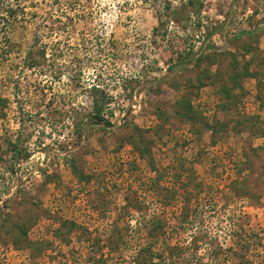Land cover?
<instances>
[{
  "label": "rangeland",
  "instance_id": "1",
  "mask_svg": "<svg viewBox=\"0 0 264 264\" xmlns=\"http://www.w3.org/2000/svg\"><path fill=\"white\" fill-rule=\"evenodd\" d=\"M259 127L264 0H0V264H264Z\"/></svg>",
  "mask_w": 264,
  "mask_h": 264
},
{
  "label": "trees",
  "instance_id": "2",
  "mask_svg": "<svg viewBox=\"0 0 264 264\" xmlns=\"http://www.w3.org/2000/svg\"><path fill=\"white\" fill-rule=\"evenodd\" d=\"M190 4L194 5L193 2H191ZM169 8L170 7H168L167 9L169 10ZM100 115H101L100 110H97L94 117L96 118L98 123H101L103 121ZM259 130L256 129V131H254L253 136L258 137V138H264V131L260 127H259ZM239 133H243V131H240ZM169 226L170 225L166 226L164 224H158L156 225V227H154L153 231L154 232H159L161 230L167 231V230H170ZM158 243H160V247H163V248L168 247L167 238H165L164 241L162 242L156 240L153 244H150L146 248L141 250V253L143 255L141 257V260L137 261L136 264H167L166 258H164V253H160V251L158 252L157 250L154 249V247L157 246ZM172 251H170V255H169L171 260H174L175 256L176 257L181 256V254L175 255V253H173ZM198 260H201V258H198ZM172 264H175V263H172Z\"/></svg>",
  "mask_w": 264,
  "mask_h": 264
}]
</instances>
